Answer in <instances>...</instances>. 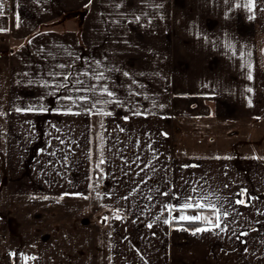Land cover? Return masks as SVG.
Instances as JSON below:
<instances>
[{
	"label": "crops",
	"instance_id": "0c3cea01",
	"mask_svg": "<svg viewBox=\"0 0 264 264\" xmlns=\"http://www.w3.org/2000/svg\"><path fill=\"white\" fill-rule=\"evenodd\" d=\"M180 43L208 45L209 76H234V91H224L234 123L211 119L205 102L198 111L208 123L202 138L211 123L222 133L235 124L234 147L190 150L193 116L180 145L183 117L172 92ZM214 44L221 53L211 52ZM219 59L226 62L216 67ZM256 122L264 123V0H0V156L17 158L0 165V177L9 184L10 176L19 181L29 172L32 187L15 195H25L28 206L42 204L39 211L59 221L51 234L66 237L52 242L38 228L35 248L23 249L30 260L201 264L226 242L258 251L259 241L248 236L264 217L255 207L264 206V159L257 144L241 141ZM67 140L73 149L59 147ZM29 156L36 158L22 168ZM15 195L6 202L14 205ZM188 195L194 204L217 205L219 228L195 235L174 228L183 222L179 210L216 217L208 206L183 209ZM251 256L231 264H259Z\"/></svg>",
	"mask_w": 264,
	"mask_h": 264
},
{
	"label": "rangeland",
	"instance_id": "374dc122",
	"mask_svg": "<svg viewBox=\"0 0 264 264\" xmlns=\"http://www.w3.org/2000/svg\"><path fill=\"white\" fill-rule=\"evenodd\" d=\"M82 14V13H81ZM80 15V14H79ZM203 44H191L187 45L184 43L179 44V62L178 60L175 62H178V68H179V78L177 81H174V88H173V94L176 99H178L179 102V111H180V117H183L179 121V128H180V135H184V141H180L181 146H186V139L187 138V132L186 129H188L190 132L193 129V125L190 123L187 124L188 120L193 116L196 119V124L194 127V141L191 142L190 150H193L198 153H202L207 151L209 148L210 150L217 148L218 143L222 146L224 144L230 145L234 147L235 145V139L238 131H235V124H229L227 125L228 131L227 133H222V126H219V124L211 123L209 125L210 128V135L207 133L204 138H202L201 135H203L207 131H203L202 128L208 124H202L200 120L202 117L201 111L202 110V102H205L206 105L212 108V112L209 115L210 118L218 119L220 118H227L231 123L233 120V116L235 115V109H228L229 105L231 104L233 100L232 96H228L224 91L227 89L228 93L230 91H234L235 87V80L234 76L231 75H225L226 73L223 71V73L219 75H213L209 76L208 70L209 67V59H207L208 53L204 51V48L208 47V45ZM226 47V46H225ZM234 45H230V48H233ZM223 47L220 45L214 44L211 45V52H216L217 54L222 52ZM194 52H198L197 54H194ZM195 56V59L190 61L187 59V56ZM174 60V59H173ZM172 60V61H173ZM216 61V63H215ZM215 66L217 67L220 64V59L215 60ZM226 62V61H221ZM213 64V67H215ZM230 66H228L229 68ZM226 69V68H224ZM188 71V72H187ZM229 71V70H228ZM224 74V75H223ZM226 80V82H223L222 84H218V81ZM219 85L224 86V89H219ZM228 85V86H227ZM221 91V92H220ZM233 94V92H231ZM135 94V93H134ZM149 95H147L148 97ZM234 99V98H233ZM201 105V107L198 109L197 106ZM230 107V106H229ZM141 108V107H139ZM231 108V107H230ZM135 111L138 110V108H132ZM151 108H147V111ZM218 110V112H216ZM149 113V111H148ZM147 113V114H148ZM187 113V114H186ZM150 114V113H149ZM212 120V121H215ZM211 121V120H210ZM257 123V122H256ZM252 124L248 130L243 129L241 132L242 139L241 141L245 142L248 141V143L258 146L259 151V157L264 159V123H257ZM206 128V129H207ZM181 140V139H180ZM61 145L59 147L73 149V141L67 140V141H60ZM205 150V151H204ZM69 151V150H68ZM234 151V149L232 150ZM234 153V152H233ZM36 157H22L21 163L22 168L25 166L24 159H31ZM40 159V157H38ZM13 159L12 156L8 157H1L0 156V165L5 162V160H8V164H11L12 162L16 164V162ZM21 159V158H20ZM20 163V165H21ZM11 166V165H10ZM20 167V166H18ZM17 167V168H18ZM201 167V166H200ZM200 167H195L196 170V176L194 177L196 180L201 179L199 176ZM16 168V169H17ZM22 174V177L20 176L17 178L16 176H10V182L8 184V178L2 179L0 177V264H43L41 262H37L36 259L30 260L27 258L26 255H24L23 249L25 251L28 249L35 248L34 240L39 239V236H37L38 228L42 227L45 229V233L49 232V237L45 236L46 238H51L52 242L54 239H66V237H63V233L59 235V232L56 234H51L50 228L57 226L58 222L57 219L50 218L47 215H43L42 211H39L42 209L43 205L38 204L35 202L30 205H26L25 202V195L23 196H17L15 195L19 193H25L26 192V186L32 187L31 183L32 180L29 181L25 179V177L28 175V173H25V171ZM21 172V173H22ZM30 182V184H29ZM11 185V187H10ZM24 185V186H23ZM197 189V188H196ZM243 195H246L245 193H242ZM15 195L13 198L14 205L11 203H7L11 196ZM203 204V203H202ZM47 206V205H46ZM56 206V205H55ZM209 206V205H205ZM217 206V205H216ZM220 209L225 205L219 204L218 205ZM256 210L262 214L264 210V206L261 204L255 205ZM52 208L51 210H53ZM194 209V208H193ZM235 209L233 210V212ZM178 217L181 215L185 216H194V215H200L203 218H207V220H211L212 224H208L207 220H201L199 222H191V223H200L203 226H214L216 224V217H214L211 214H202L201 211H191V212H185V211H178ZM227 216L231 213L226 209ZM223 214V212H221ZM212 215V216H211ZM39 216V217H38ZM214 217V218H212ZM264 219V217H263ZM262 218L258 221H254V225L251 227L252 235L248 236L250 239H256L259 241V247L258 251L256 252H249L248 251H237L236 245L234 243L226 242V246L222 248V250L219 251H212L206 256V262H201V264H212L215 261L217 262H225L227 261V264L233 263L231 260H241L239 263H243L246 260H250L251 258L257 259V263L264 264V220ZM223 220V219H222ZM182 223H189L187 221L180 222ZM176 227H182L177 225ZM174 226V228H176ZM59 228V227H58ZM56 228L54 231L59 230ZM188 230H195L194 228H188L183 227ZM214 228V227H213ZM221 229L226 231L225 227H221ZM259 231V232H258ZM51 234V235H50ZM216 237V236H215ZM231 240L233 239L230 238ZM41 250V249H40ZM252 260V261H253ZM250 262V261H249ZM46 263V262H44Z\"/></svg>",
	"mask_w": 264,
	"mask_h": 264
},
{
	"label": "snow or ice",
	"instance_id": "6c2138e0",
	"mask_svg": "<svg viewBox=\"0 0 264 264\" xmlns=\"http://www.w3.org/2000/svg\"><path fill=\"white\" fill-rule=\"evenodd\" d=\"M239 7V5H238ZM125 75H127V73H125ZM104 77V74L103 72L100 73V75L97 77V79H103ZM251 78V77H249ZM104 91L107 93L108 96H112L113 93L111 91H108L106 88L104 89ZM95 106V103H93V107ZM110 114V113H108ZM104 161L101 160V163H103ZM192 192H195L196 190L195 189H192L191 190ZM164 195H168V193H164ZM192 196L191 195H188L186 197V202L182 208L183 209H192V208H199V209H203L205 208V205L202 204V203H192ZM237 203H241V201H237ZM208 207L211 208L212 211H214L216 213V224H215V227L216 228H219L220 227V220H221V216H220V211L219 209L216 207L215 204H212V205H209ZM166 208L167 210L169 211V213L172 212L173 208L171 205H166ZM224 217L226 218L227 217V213L225 212L224 213ZM120 217H117V219H119ZM207 220V218H203L201 217L200 215H194V216H185V215H181L178 217V220L180 221H187V222H199L201 220ZM165 223H169L168 220H165L164 221ZM207 223L208 224H212V221L211 220H207ZM149 227H151V225H149ZM183 230H187V229H183ZM213 229L212 228H207V227H197L195 228V230L193 231V235L197 234V233H202V232H206V231H212ZM243 234V233H242Z\"/></svg>",
	"mask_w": 264,
	"mask_h": 264
},
{
	"label": "trees",
	"instance_id": "16d2710c",
	"mask_svg": "<svg viewBox=\"0 0 264 264\" xmlns=\"http://www.w3.org/2000/svg\"><path fill=\"white\" fill-rule=\"evenodd\" d=\"M79 14H81V13H79ZM173 225L174 226H177V225H179V226H185V227H188V228H197V227H202L203 225L202 224H200V223H191V222H189V223H182V224H179V223H173Z\"/></svg>",
	"mask_w": 264,
	"mask_h": 264
}]
</instances>
